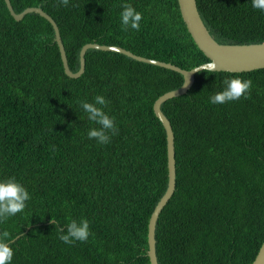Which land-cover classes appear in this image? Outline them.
Returning a JSON list of instances; mask_svg holds the SVG:
<instances>
[{
    "label": "trees",
    "instance_id": "obj_1",
    "mask_svg": "<svg viewBox=\"0 0 264 264\" xmlns=\"http://www.w3.org/2000/svg\"><path fill=\"white\" fill-rule=\"evenodd\" d=\"M10 2L17 13L40 7L52 17L73 72L87 43L186 70L209 62L178 0ZM123 3L142 13L140 31L121 30ZM197 7L218 43H264V12L251 0ZM237 77L252 81L246 97L208 102ZM183 82L172 70L96 49L86 51L83 74L70 78L51 23L35 12L17 21L0 0V178L15 177L31 195L22 213L0 224L13 237L12 264H150L148 223L168 184L166 131L153 104ZM98 94L118 128L106 145L87 138L96 125L79 106ZM161 110L174 134L176 187L156 223L158 264H252L264 240V68L200 71ZM80 218L92 235L64 244L58 227Z\"/></svg>",
    "mask_w": 264,
    "mask_h": 264
},
{
    "label": "water",
    "instance_id": "obj_2",
    "mask_svg": "<svg viewBox=\"0 0 264 264\" xmlns=\"http://www.w3.org/2000/svg\"><path fill=\"white\" fill-rule=\"evenodd\" d=\"M6 6L12 15V17L20 21L29 12L38 13L40 16L49 21L55 32V41L58 45L61 61L63 64L64 72L70 78L80 77L85 70V54L88 49H96L102 51L117 52L126 55L129 58L137 60L143 63L153 64L165 69L172 70L183 76L184 82L181 87L165 92L159 96L153 104V111L155 116L162 123L166 131L167 140V166H168V184L165 193L162 195L160 200L157 202L154 210L151 214L148 223V252L147 255L150 260V264H158L156 256V240H155V229L157 219L163 207L167 204L169 199L172 197L176 187V161H175V148H174V134L170 124V121L163 114L161 105L175 97H179L187 93L195 81V75L200 71H191L192 69L186 70L179 66H176L169 62L158 61L155 59L145 58L132 53L119 46L114 45H101L98 43H87L80 51V67L78 71L73 72L70 70L67 62L66 52L64 45L61 40V35L56 22L52 17L47 14L40 7H28L20 13L14 11L10 0H4ZM178 5L181 13V17L186 25V28L191 35L196 46L205 54L209 59V62L198 65L197 67L207 68V65L214 63L216 68L214 71H227L231 73H240L252 71L255 69L264 68V43L256 44H220L218 43L209 30L206 28L199 14L197 7V0H178ZM252 264H264V240L258 250V253L253 260Z\"/></svg>",
    "mask_w": 264,
    "mask_h": 264
},
{
    "label": "clouds",
    "instance_id": "obj_3",
    "mask_svg": "<svg viewBox=\"0 0 264 264\" xmlns=\"http://www.w3.org/2000/svg\"><path fill=\"white\" fill-rule=\"evenodd\" d=\"M59 3L66 7L69 0H59ZM251 6L264 12V0H251ZM121 9L119 14L121 30L125 32L129 29L140 31L142 13L137 11L131 3H123ZM215 68L216 65L210 63L207 68L197 67L191 71H214ZM251 87V79L239 77L226 79L223 89L210 95L208 102L213 105H222L239 100L241 97H246ZM108 105L109 101L100 94L95 95L91 102L84 100L79 104L80 109L87 115V120L96 125L89 128L87 138L95 140L99 145L110 143L111 137L118 132L115 118L106 111ZM53 150H55L54 146ZM30 199L29 191L15 177L0 178V224L15 217L18 213H22ZM58 232V239L68 245L75 242H86L92 235L89 221L86 218L69 219L64 227H58ZM12 244L13 237L10 232L0 231V264H12L14 253Z\"/></svg>",
    "mask_w": 264,
    "mask_h": 264
}]
</instances>
